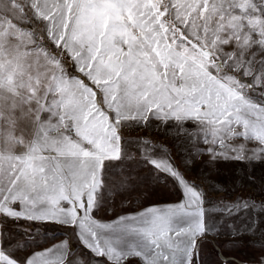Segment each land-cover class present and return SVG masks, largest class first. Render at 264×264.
Here are the masks:
<instances>
[{
	"label": "snow or ice",
	"instance_id": "snow-or-ice-1",
	"mask_svg": "<svg viewBox=\"0 0 264 264\" xmlns=\"http://www.w3.org/2000/svg\"><path fill=\"white\" fill-rule=\"evenodd\" d=\"M257 164L264 0H0V264H264Z\"/></svg>",
	"mask_w": 264,
	"mask_h": 264
},
{
	"label": "rangeland",
	"instance_id": "rangeland-1",
	"mask_svg": "<svg viewBox=\"0 0 264 264\" xmlns=\"http://www.w3.org/2000/svg\"><path fill=\"white\" fill-rule=\"evenodd\" d=\"M216 167L219 168V172H215V171L210 172L209 173L210 176H212V177L227 176L233 169L239 168L240 165L236 164V163H232V162H226V163H221V164L217 165ZM206 171H207V169H206ZM192 174L198 175V173L195 171H193ZM254 174L257 177L264 175V164H257L254 168ZM255 191H256V194L258 195L259 194V187L258 186L255 187ZM157 192L162 197H169L171 195H174L173 193H170L167 188H158ZM152 198L155 199L156 198L155 195ZM250 251H251V249H244L239 253V255H245Z\"/></svg>",
	"mask_w": 264,
	"mask_h": 264
}]
</instances>
